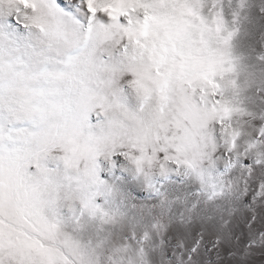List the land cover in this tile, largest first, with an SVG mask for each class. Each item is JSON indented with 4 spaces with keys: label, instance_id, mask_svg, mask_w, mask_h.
I'll return each instance as SVG.
<instances>
[{
    "label": "snow or ice",
    "instance_id": "1",
    "mask_svg": "<svg viewBox=\"0 0 264 264\" xmlns=\"http://www.w3.org/2000/svg\"><path fill=\"white\" fill-rule=\"evenodd\" d=\"M0 264H264V0H0Z\"/></svg>",
    "mask_w": 264,
    "mask_h": 264
}]
</instances>
